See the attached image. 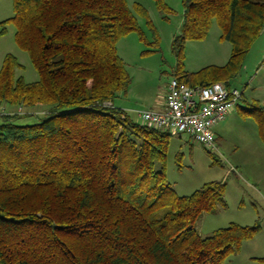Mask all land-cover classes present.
<instances>
[{
    "label": "trees",
    "instance_id": "16d2710c",
    "mask_svg": "<svg viewBox=\"0 0 264 264\" xmlns=\"http://www.w3.org/2000/svg\"><path fill=\"white\" fill-rule=\"evenodd\" d=\"M181 4L178 60L213 19L231 49L223 66L179 65L173 77L230 88L264 28V0ZM12 8L0 37L14 26L38 79L16 76L15 56L3 57L0 104L26 111L0 118V264H224L258 227L230 223L200 236L194 223L224 204V183L178 195L165 174L170 135L112 104L130 83L117 41L132 31L145 40L134 15L149 23L145 9L126 0H12ZM36 108L44 111L34 122H16ZM258 131L264 142V114Z\"/></svg>",
    "mask_w": 264,
    "mask_h": 264
},
{
    "label": "rangeland",
    "instance_id": "374dc122",
    "mask_svg": "<svg viewBox=\"0 0 264 264\" xmlns=\"http://www.w3.org/2000/svg\"><path fill=\"white\" fill-rule=\"evenodd\" d=\"M162 1L169 12L159 10L154 0H126L131 10L134 3L140 4L149 23L133 10L145 40L132 31L116 44L130 83L125 93L114 97L112 104L124 108L135 120L138 111L155 110L163 103L167 83L179 65L184 71L197 72L207 66H223L230 55L231 45L220 39L213 19L203 39L184 43L182 58L178 60L171 43L181 25V0ZM12 15V0H0V22ZM14 34V26L8 23L0 37V47L14 55L21 65L15 70L16 76H22L26 82L36 81L37 71L27 52L15 42ZM229 87L237 89L241 98L216 126L215 147L207 149L186 134L170 136L165 174L178 195L191 194L207 182L224 183V204L203 213L194 227L200 236H207L230 223L256 225V233L241 241L224 264H264V142L258 131V119L264 114V28L251 44L237 75L229 80ZM27 111L36 116H21L17 123H32L44 110Z\"/></svg>",
    "mask_w": 264,
    "mask_h": 264
},
{
    "label": "built area",
    "instance_id": "2783aa9c",
    "mask_svg": "<svg viewBox=\"0 0 264 264\" xmlns=\"http://www.w3.org/2000/svg\"><path fill=\"white\" fill-rule=\"evenodd\" d=\"M241 93L220 82L189 86L171 77L166 86L162 108L137 112L142 125L165 131L170 136L186 134L207 149H213V128L233 109ZM21 108H18L17 112ZM9 114L0 104V118Z\"/></svg>",
    "mask_w": 264,
    "mask_h": 264
},
{
    "label": "crops",
    "instance_id": "0c3cea01",
    "mask_svg": "<svg viewBox=\"0 0 264 264\" xmlns=\"http://www.w3.org/2000/svg\"><path fill=\"white\" fill-rule=\"evenodd\" d=\"M7 53H8V52H6L5 50H3V49L0 47V66H1V63H2V60H3V57H4ZM162 104H163V103L161 102V104L158 105L157 108H156L155 110H159V109H161V108H162ZM121 109H124V108H121ZM124 110H125V109H124ZM227 115H228V114H227ZM220 122H221V121H220ZM220 122H219V123H220ZM219 123H218V124H219ZM218 124H217V125H218ZM217 125H216V126H217ZM216 126L213 128L214 136H215V128H216Z\"/></svg>",
    "mask_w": 264,
    "mask_h": 264
}]
</instances>
